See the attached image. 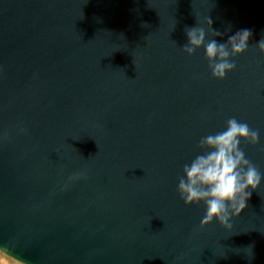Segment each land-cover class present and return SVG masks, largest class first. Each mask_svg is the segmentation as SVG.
Wrapping results in <instances>:
<instances>
[{"label":"water","instance_id":"95a60500","mask_svg":"<svg viewBox=\"0 0 264 264\" xmlns=\"http://www.w3.org/2000/svg\"><path fill=\"white\" fill-rule=\"evenodd\" d=\"M251 30L213 79L186 29ZM211 35V34H210ZM264 0H0V252L20 264H264V180L222 228L176 193L228 118L264 173Z\"/></svg>","mask_w":264,"mask_h":264},{"label":"clouds","instance_id":"9594fccd","mask_svg":"<svg viewBox=\"0 0 264 264\" xmlns=\"http://www.w3.org/2000/svg\"><path fill=\"white\" fill-rule=\"evenodd\" d=\"M185 31L187 44L181 51L191 57L202 49L210 75L216 80H223L234 70L235 58L249 48V29L237 31L224 43L206 39V31L211 37L223 35L219 30L211 29L210 19L207 29L192 27ZM256 47L264 55V39ZM260 137V131L251 128L247 122L230 117L220 131L200 139L198 154L183 165L176 193L185 206L203 205L202 226L212 221L222 228L230 225L231 220L245 209L252 192L264 180V173L248 159L241 146L256 145Z\"/></svg>","mask_w":264,"mask_h":264},{"label":"rangeland","instance_id":"374dc122","mask_svg":"<svg viewBox=\"0 0 264 264\" xmlns=\"http://www.w3.org/2000/svg\"><path fill=\"white\" fill-rule=\"evenodd\" d=\"M0 264H20L0 252Z\"/></svg>","mask_w":264,"mask_h":264}]
</instances>
